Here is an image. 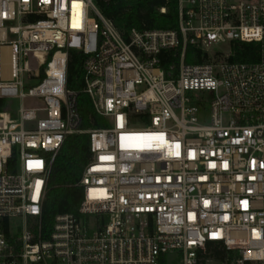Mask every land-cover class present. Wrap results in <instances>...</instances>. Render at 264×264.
Returning a JSON list of instances; mask_svg holds the SVG:
<instances>
[{
    "label": "built area",
    "instance_id": "2783aa9c",
    "mask_svg": "<svg viewBox=\"0 0 264 264\" xmlns=\"http://www.w3.org/2000/svg\"><path fill=\"white\" fill-rule=\"evenodd\" d=\"M178 4L177 28L125 34L97 0H0V100H20L0 111V264H264V0ZM70 50L107 127L80 129ZM84 132L79 209L45 229L51 165Z\"/></svg>",
    "mask_w": 264,
    "mask_h": 264
},
{
    "label": "trees",
    "instance_id": "16d2710c",
    "mask_svg": "<svg viewBox=\"0 0 264 264\" xmlns=\"http://www.w3.org/2000/svg\"><path fill=\"white\" fill-rule=\"evenodd\" d=\"M102 13L111 19L116 27L127 34L132 28L175 29L179 21L178 0H97ZM166 7V12L161 9ZM260 46L257 43H238L235 60L252 61L258 58ZM80 51L70 50L67 86L77 92V105L81 117V130L104 128L107 120L98 115L88 95L83 93V61ZM187 63L201 62L200 53L188 49ZM6 101L0 100V111L5 110ZM91 139L89 133L68 135L50 168L48 190L43 203L42 223L49 229L59 214L77 212L83 199L80 181L91 160ZM212 245L210 244L209 247ZM221 258V255H214Z\"/></svg>",
    "mask_w": 264,
    "mask_h": 264
},
{
    "label": "rangeland",
    "instance_id": "374dc122",
    "mask_svg": "<svg viewBox=\"0 0 264 264\" xmlns=\"http://www.w3.org/2000/svg\"><path fill=\"white\" fill-rule=\"evenodd\" d=\"M229 50H230L229 43H222V44H218V45H216V46L213 47V51L214 52H219V53H228ZM6 101H7V103L11 104L12 111L14 113H17V111L19 109V106H20V100L19 99H16V98H9ZM25 103L33 104L34 102L33 101L26 100Z\"/></svg>",
    "mask_w": 264,
    "mask_h": 264
},
{
    "label": "bare ground",
    "instance_id": "6f19581e",
    "mask_svg": "<svg viewBox=\"0 0 264 264\" xmlns=\"http://www.w3.org/2000/svg\"><path fill=\"white\" fill-rule=\"evenodd\" d=\"M163 9V8H162Z\"/></svg>",
    "mask_w": 264,
    "mask_h": 264
},
{
    "label": "snow or ice",
    "instance_id": "6c2138e0",
    "mask_svg": "<svg viewBox=\"0 0 264 264\" xmlns=\"http://www.w3.org/2000/svg\"><path fill=\"white\" fill-rule=\"evenodd\" d=\"M178 147V146H177Z\"/></svg>",
    "mask_w": 264,
    "mask_h": 264
}]
</instances>
